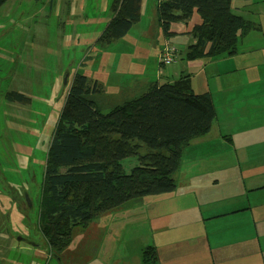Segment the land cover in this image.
Wrapping results in <instances>:
<instances>
[{"label": "rangeland", "instance_id": "374dc122", "mask_svg": "<svg viewBox=\"0 0 264 264\" xmlns=\"http://www.w3.org/2000/svg\"><path fill=\"white\" fill-rule=\"evenodd\" d=\"M113 1L14 0L0 10V264H119V257L124 260L126 256L135 263L139 249L142 262L143 250L155 237L170 235L168 242L176 241V232L193 217V192L219 188V184L225 187L232 179L221 178L227 159H203L210 156L216 135L221 140L227 137L218 131L224 123L219 127L215 124L211 132L194 139L185 149L179 169L173 173L177 193L127 202L101 214L86 228L75 227L70 245L58 257L49 250L38 227L39 197L46 155L74 74L106 83L101 103L107 112L114 105L137 98L138 91H147V87L137 88L136 78L145 72V77L156 79L166 43L156 19L161 0L156 14L152 0H144L142 18L129 34L100 44L98 39L112 19ZM248 1L232 0V12L254 23L255 29L249 34H264V2L246 5ZM180 25L185 23L175 22L171 29ZM186 31L176 34H190ZM181 38L175 35L170 42L181 49ZM157 44H162L158 54ZM259 91L262 96L255 99L262 104V111L256 115L260 125L264 124V82ZM9 92L23 94L30 103L10 102L5 97ZM250 119L254 120V115L248 112L247 123ZM259 148L263 155L264 148ZM215 151L223 153L217 147ZM135 164L132 157L122 161L127 173ZM212 176L219 177L220 183L215 185L219 178L210 182ZM182 190L191 192L176 197L184 194ZM23 197L33 206L26 214L20 211ZM25 238L32 245L21 242Z\"/></svg>", "mask_w": 264, "mask_h": 264}, {"label": "trees", "instance_id": "16d2710c", "mask_svg": "<svg viewBox=\"0 0 264 264\" xmlns=\"http://www.w3.org/2000/svg\"><path fill=\"white\" fill-rule=\"evenodd\" d=\"M10 1L0 0V10ZM141 2L114 0L112 19L99 43L125 37L141 19ZM157 12L167 40L178 33L171 29L173 23L184 22L186 29L195 13L199 17L200 23L186 32L195 41L184 56L188 61L235 56L239 43L255 29L254 23L232 12V0H161ZM104 90L100 82L74 74L46 155L38 227L56 257L70 245L75 227L86 228L127 202L174 192L173 173L185 149L211 131L217 116L212 95L194 93L188 74L173 82L155 81L145 93L107 112L101 103ZM5 97L30 103L16 92ZM131 157L136 164L127 173L122 161ZM142 255L143 264L158 261L154 247Z\"/></svg>", "mask_w": 264, "mask_h": 264}, {"label": "crops", "instance_id": "0c3cea01", "mask_svg": "<svg viewBox=\"0 0 264 264\" xmlns=\"http://www.w3.org/2000/svg\"><path fill=\"white\" fill-rule=\"evenodd\" d=\"M157 3L158 0H152L153 14H156ZM256 3L257 0H249L246 5ZM199 23V17L193 15L187 30ZM177 27L173 29L179 33L185 29L184 25ZM155 34L160 35L158 30ZM176 35L183 36L184 44L181 49L176 46L175 63L159 66L154 55L158 65L156 79L139 72L135 83L137 88L146 89L155 81L161 84L173 82L188 74L194 93L209 92L217 114L211 130L215 124L219 127L224 123L218 131L230 137L231 141L228 138L221 140L216 135L209 148L210 156H203V159L217 156L220 161L227 159L226 168L221 167V178L231 176L232 179L225 187L219 184L216 186L219 188L205 187L193 192V217L185 220V227L176 232L175 242H168L169 235L155 237L154 244L150 242L146 246L156 249L158 261L153 264H264V153L262 155L259 148L260 145L264 148V124L257 122L256 115L262 111V104L255 99L257 95L262 96L259 88L264 82V34L245 37L239 43L235 56L198 61L184 59L187 49L195 42L191 35ZM159 46L157 44V54ZM249 72H252L251 76ZM100 83L105 89L106 83ZM248 112L254 115L250 123L246 121ZM253 143L258 144L251 146ZM216 147L223 153L216 152ZM257 151L260 154L253 155ZM230 166H233L234 174ZM213 178L219 177L212 176L209 181ZM216 182L215 185L220 183V178ZM182 191L184 194H176V197H184L191 192ZM140 257L139 249L135 263L126 256L124 260L119 257V264H143Z\"/></svg>", "mask_w": 264, "mask_h": 264}, {"label": "built area", "instance_id": "2783aa9c", "mask_svg": "<svg viewBox=\"0 0 264 264\" xmlns=\"http://www.w3.org/2000/svg\"><path fill=\"white\" fill-rule=\"evenodd\" d=\"M165 46L159 59V66H170L175 63L177 59V48L170 40H165Z\"/></svg>", "mask_w": 264, "mask_h": 264}, {"label": "flooded vegetation", "instance_id": "af4514ba", "mask_svg": "<svg viewBox=\"0 0 264 264\" xmlns=\"http://www.w3.org/2000/svg\"><path fill=\"white\" fill-rule=\"evenodd\" d=\"M20 205H21V208L24 209L22 212H24L25 214H26L29 210H31V209L33 208V206L30 204L29 200H28V199L26 200V198H24L23 201H20ZM1 219H2V218H1ZM15 237H16V236H15ZM21 242H24V243H26V244H30V245H32L31 243H28L27 238L22 239ZM48 248H49V247H48ZM49 250H50V249H49Z\"/></svg>", "mask_w": 264, "mask_h": 264}, {"label": "water", "instance_id": "95a60500", "mask_svg": "<svg viewBox=\"0 0 264 264\" xmlns=\"http://www.w3.org/2000/svg\"><path fill=\"white\" fill-rule=\"evenodd\" d=\"M26 200H27V198H26ZM20 240H21V239H20ZM21 241H22V240H21ZM28 243H31V242L28 241Z\"/></svg>", "mask_w": 264, "mask_h": 264}]
</instances>
